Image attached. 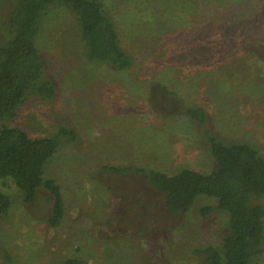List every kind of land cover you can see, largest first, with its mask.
<instances>
[{"label":"rangeland","instance_id":"rangeland-1","mask_svg":"<svg viewBox=\"0 0 264 264\" xmlns=\"http://www.w3.org/2000/svg\"><path fill=\"white\" fill-rule=\"evenodd\" d=\"M130 67L89 60L79 27L63 4L47 8L36 43L55 96L31 94L11 125L32 137L72 128L48 158L64 199L57 226L40 189L25 202L11 179L0 215V264H57L79 256L93 264H199L197 249L221 245L227 213L199 196L171 214L146 169L173 173L213 167L207 134L247 141L264 154V0H102ZM13 0H0V43ZM201 106L200 123L185 112ZM1 181V180H0ZM264 207V194L256 198ZM212 210L203 214L201 208ZM264 264V242L253 257Z\"/></svg>","mask_w":264,"mask_h":264},{"label":"trees","instance_id":"trees-1","mask_svg":"<svg viewBox=\"0 0 264 264\" xmlns=\"http://www.w3.org/2000/svg\"><path fill=\"white\" fill-rule=\"evenodd\" d=\"M54 4L65 5L77 22L85 56L114 70L133 63L121 45L115 23L102 0H13L7 16V35L0 43V215H7L11 196L1 183L11 179L22 191L25 202L34 201L38 190L47 191L51 201L48 223L57 226L64 215V199L54 178L43 177L49 157L64 141H73L74 130L66 125L48 136H30L11 125L18 107L31 94L44 99L55 96V83L45 76V59L36 43L43 12ZM185 112L200 123L207 113L201 106L186 107ZM207 134L212 169L201 172L181 167L173 173L146 169L152 188L163 195L171 214L186 212L196 199L215 198L217 207L227 213L221 245L206 244L197 249L199 264H254L253 257L264 242V207L256 198L264 194V154L250 142L226 143ZM203 214L212 210L201 208ZM7 264H18L8 257ZM57 264H93L79 256L67 257Z\"/></svg>","mask_w":264,"mask_h":264}]
</instances>
